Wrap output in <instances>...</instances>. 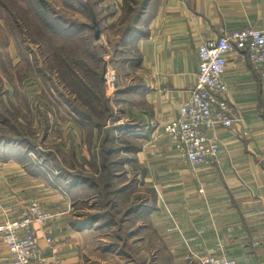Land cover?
<instances>
[{
	"label": "crops",
	"instance_id": "crops-1",
	"mask_svg": "<svg viewBox=\"0 0 264 264\" xmlns=\"http://www.w3.org/2000/svg\"><path fill=\"white\" fill-rule=\"evenodd\" d=\"M141 27V35L130 43L138 56L137 90L122 95L118 123L130 122L128 134L137 138V144L128 143L135 152L125 168L138 167L137 177L154 187L155 195L146 201L150 212L142 218L146 222L147 216L157 236L153 246L148 242L153 259L156 264H188L185 257L193 253L264 264V221L259 216L264 204V64L255 69L236 56L228 59L224 79L237 120L233 128L217 126L210 134L220 141L218 166L193 170L162 134L193 89L199 45L219 38L222 30H264V0H149ZM151 120L159 123L160 135L150 130ZM246 130L249 136L243 135ZM0 166V226L38 202L57 216L53 245L35 227L47 263L94 264L84 259L86 234L72 225L77 214L72 197L46 179L34 178L14 159L0 160ZM141 227L128 232L137 230L140 237ZM0 264H12L1 234Z\"/></svg>",
	"mask_w": 264,
	"mask_h": 264
},
{
	"label": "rangeland",
	"instance_id": "rangeland-1",
	"mask_svg": "<svg viewBox=\"0 0 264 264\" xmlns=\"http://www.w3.org/2000/svg\"><path fill=\"white\" fill-rule=\"evenodd\" d=\"M1 1L7 5L10 11L14 12L16 18L24 19L22 22L14 19L10 11L5 10L0 2V115L5 119H8L9 116L12 117L11 127L16 129V131H11L14 132L12 136L14 139L19 140L15 141L17 142L15 144L19 145L23 140H25L26 145L30 143L32 148L28 147V149H30L29 152L33 151L30 153L33 160L40 162L44 169H46L45 165L47 163L50 165V171L53 173L48 172L50 173L48 174L50 179L59 174V168L65 166L63 169L64 175H67L66 178L68 177L69 181L75 183H70L68 185L69 192L65 190V193L67 196L72 197L71 201L73 199L77 217L90 219L93 216H103L95 228L84 231L86 235L83 239L87 243L83 255L86 262L91 259L93 260L92 263L156 264L153 259V248H149L150 244L148 242L153 246L154 237L157 236H154V228L151 227V222L147 220V216L146 222L142 218H138L136 219L138 223L136 222L133 225V227L136 225V228L143 226L140 228V237L138 235L129 237L128 227H131V223L130 225L129 223L125 224L124 232H121L119 236L123 238L125 236L123 240H127V245H123L126 243L119 240L120 247L118 251L109 249L110 244L116 243V240L113 241L115 237L113 231L116 232V229L111 230L109 226L97 229L109 224V199L115 198L113 196L109 198L111 190L128 185L130 192L127 195L117 196H131V200H135L137 203L140 202L143 205L146 204L147 199L152 198L153 185L148 183L145 186V183L139 179L140 175L134 180L135 175L141 170L131 165L130 168L121 170L126 172L123 173L119 183H115L114 188L110 190L109 187L106 188L109 184V174L105 172L104 165L109 163V156L101 150H109V142L106 141V137L109 136V126L113 123L109 124L108 119L105 122V127L100 130L94 129L91 122L86 123L84 126L79 124V121H77L78 116L68 103L70 100H74L75 97L71 96V99L69 96L67 97L68 92L60 86L58 77L55 74L58 69L54 71L50 69L52 68L50 63L55 58L53 52L49 55L48 46L44 43H42L41 48H38L28 41L29 37L26 35V31L31 33L29 28L24 27L25 32L19 29L21 23L25 26L29 25L27 20L32 23L31 21L34 19L32 11L20 0ZM49 1L53 9L49 5L47 6L52 11L54 9L58 10L67 18L78 22V24L87 23L92 25L94 20L99 22L100 38L96 44L104 48V51H101L106 68L103 75L104 97L107 101L109 99L114 100L115 97L121 100L123 96H115L116 91L109 90V71H113L117 76L118 90L137 85L136 66L125 65L122 62L126 54H120L114 63L111 62L112 57L109 55V42L116 38L115 34L122 15L123 1L104 0L96 5L95 3L98 0H84L86 4L91 3L93 6L94 16L92 18L87 10L75 9L73 7L75 3L70 5L64 0ZM21 6L26 8L23 17H21L20 12ZM112 9H115V15L109 17V11ZM77 33L67 34V37H74ZM40 34L47 37L43 32ZM47 34L53 42L57 40L50 33ZM61 38L59 44H65V36L62 35ZM36 61L38 62L37 65ZM119 102H113L117 117L122 115L123 104L121 105ZM128 123L130 122L124 121L123 125L122 122L120 124L125 128ZM81 124L83 125V123ZM117 126H120L119 123H117ZM5 130H9L8 126L0 123L1 134H4ZM15 132H19L21 136L18 137ZM128 132L129 130H126L119 135V145H121V142L137 144V138L132 136L133 134L128 136ZM7 148H5V150L7 149V156H12V152L17 146L13 144ZM51 153L53 155H50ZM47 154L49 157L45 161L44 157ZM72 154H76L77 158L73 160L75 168L68 166L71 165L70 156ZM30 174L34 178H41V180L46 181L40 174ZM49 184L54 186L52 183ZM124 202L125 198L120 199V206ZM123 207L125 208L126 204ZM121 219L122 215L118 216L116 218L117 223Z\"/></svg>",
	"mask_w": 264,
	"mask_h": 264
},
{
	"label": "trees",
	"instance_id": "trees-1",
	"mask_svg": "<svg viewBox=\"0 0 264 264\" xmlns=\"http://www.w3.org/2000/svg\"><path fill=\"white\" fill-rule=\"evenodd\" d=\"M24 4H26L30 10L32 11V15H34V19H32V23L27 20L29 25H23V23L19 24V29L23 32L24 27L31 30V33L26 31V35L29 37L28 41H30L33 45L41 48L42 43L48 46L49 55L52 54L55 58L51 61V70L58 69L55 74L58 77V82L62 88H64L68 94L67 97L71 99V96L75 97L74 100H70L68 103L70 104L76 115L78 116L79 124L84 126L86 123H92L93 128L100 130L105 126V122L109 119V124L113 123L109 126V136L106 137V141L109 142V150H101L105 154L109 156V163L104 165L105 172L109 174V190L114 188L115 183H119L124 171H121L125 168L127 164L132 163L131 156L134 154V148L130 147L129 144L125 142H121L119 145L118 139L119 135L124 133V131L128 130V124L124 127L117 126L119 116L117 117L115 113L114 103L120 101V99L116 98L106 100L104 97V72L105 61L103 59V54L101 51H104L102 46H97V32L95 30V23L98 24L96 20H94L93 24H78L74 20H71L60 13L58 10L52 11L47 5H50L49 0H20ZM66 3L73 5L75 9H81L83 11L87 10L92 18L93 14V6L91 3L86 4L84 0H64ZM101 1L98 0L95 4L97 5ZM1 5L7 11H10L7 5L2 2ZM149 0H123L122 7V15L118 22V28L116 29V38L109 42V55L112 57L111 62L114 63L116 58H119L120 54H126L125 58H123V64H130L131 66H136L138 64V56L135 55L133 51V46L130 44L132 39L141 35V23L143 21V17L146 12V8ZM72 3V4H71ZM111 8V7H110ZM26 8L20 7L21 17L24 16ZM53 9V7H52ZM14 19L20 20L22 22L24 19L16 18L14 12L10 11ZM96 14V13H95ZM97 15V14H96ZM115 15V9L109 11V17ZM36 19V23H35ZM41 32L47 35L44 36L40 34ZM110 28V27H109ZM114 29V27H113ZM80 31V32H79ZM78 32V33H77ZM54 36L55 42H53L48 34ZM77 33L74 37H67V34ZM62 35L65 36V44L60 43V39H62ZM100 36V35H99ZM123 44V45H122ZM55 48V49H53ZM48 55V56H49ZM29 61V59L27 58ZM31 61V60H30ZM38 62L36 61V65ZM39 66V65H38ZM121 68V67H120ZM60 77V78H59ZM137 87L130 86L128 88H124L122 90L116 91L115 96H122L127 94L130 91H136ZM114 102V103H113ZM121 104V102H119ZM0 123L2 125L8 126V131L5 130L4 134L0 132V160L8 161V159H14L18 161L28 172L36 175L40 174V176L44 177L49 183L54 184L53 187L63 188L64 190H68V185L75 184L74 182L69 181L63 173V169L65 166H62L58 175H55L53 179H50L48 172L50 171V165L48 163L45 165L46 169L40 164V162H35L33 158L30 156V151L28 147H31L30 143H25V140L21 141V143L15 144L19 141L14 139L12 136L16 129L11 127V119L12 117H8L5 119L0 115ZM85 121V122H84ZM83 123V125L81 124ZM132 128V127H131ZM15 135L18 137L21 136L19 132H15ZM129 135V134H128ZM106 143V142H105ZM15 145L17 148L12 152V156H7V147L9 145ZM108 144V143H106ZM5 148H7L5 150ZM32 148V147H31ZM76 153V152H75ZM50 155H53L51 153ZM45 161L49 157V155H45ZM55 157V156H52ZM58 159V158H56ZM66 159V158H65ZM64 159V161H65ZM71 165L68 166L70 168H75L76 166L73 163V160H76V154H72L70 156ZM104 164V163H102ZM58 167V166H57ZM120 168V169H119ZM107 170V171H106ZM52 173V172H51ZM53 174V173H52ZM137 179V175H135L134 180ZM86 183V182H85ZM130 192V188L128 185H123L116 190H111L109 192V198L111 196L115 198L109 199V224L107 226H98L102 228L116 229V232L113 231V235L115 236L113 241L115 244H110L109 249L113 251H118L120 247L119 240L123 239L122 236H119L121 232H124L125 224L130 225L131 227L138 221L136 219L143 218L145 214L150 212L149 207L145 206L146 204L141 205V203H137L135 200H131V196H117V195H127ZM155 195L153 191V196ZM99 196V195H97ZM152 196V197H153ZM125 198L126 209L123 205L120 206L119 200ZM139 199V198H136ZM148 200V199H147ZM115 212V213H114ZM112 213V214H111ZM114 213V214H113ZM122 215V219L117 223L116 218ZM103 216H93L90 219L81 218V216L72 220V225H74L75 229L79 231L91 230L93 227L101 221ZM114 217V219H113ZM120 223V224H119ZM120 225V226H119ZM130 227V228H131ZM129 228V227H128ZM137 230L132 232H128V236L131 237L136 235ZM125 238V236H124ZM127 242V240H126ZM127 245V244H123ZM124 247V246H123ZM94 264H107L97 263ZM142 264V263H141ZM194 264V263H191Z\"/></svg>",
	"mask_w": 264,
	"mask_h": 264
},
{
	"label": "built area",
	"instance_id": "built-area-1",
	"mask_svg": "<svg viewBox=\"0 0 264 264\" xmlns=\"http://www.w3.org/2000/svg\"><path fill=\"white\" fill-rule=\"evenodd\" d=\"M182 1V0H181ZM199 73L188 99L180 106L178 117L163 127L176 153L193 170L203 166H218L220 163V141L210 137L217 126L227 129L234 127L237 116L234 114L229 97V85L224 77L230 56L259 69L264 64V30L247 27L228 32L222 30L219 38L206 40L199 45ZM109 90L116 89L117 76L113 71L108 75ZM149 128L160 135L159 123L151 120ZM249 131L243 132L249 136ZM3 167L0 166V173ZM264 221V204L259 209ZM56 214L45 210L38 202L26 206L19 219L8 221L0 226V234L12 259V264H48L43 250L37 242L36 225L40 226L48 245L55 242L52 222ZM59 261L57 256L54 257ZM188 264H237L224 255L185 257Z\"/></svg>",
	"mask_w": 264,
	"mask_h": 264
},
{
	"label": "water",
	"instance_id": "water-1",
	"mask_svg": "<svg viewBox=\"0 0 264 264\" xmlns=\"http://www.w3.org/2000/svg\"><path fill=\"white\" fill-rule=\"evenodd\" d=\"M98 27H99L98 24L95 23V30L97 32V37L96 38L99 40L100 36H99V28Z\"/></svg>",
	"mask_w": 264,
	"mask_h": 264
}]
</instances>
